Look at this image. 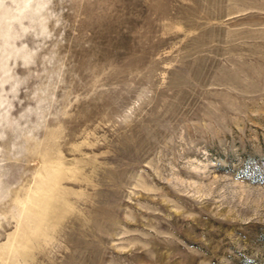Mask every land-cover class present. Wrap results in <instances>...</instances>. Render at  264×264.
<instances>
[{"label":"rangeland","instance_id":"374dc122","mask_svg":"<svg viewBox=\"0 0 264 264\" xmlns=\"http://www.w3.org/2000/svg\"><path fill=\"white\" fill-rule=\"evenodd\" d=\"M0 264H264V0H0Z\"/></svg>","mask_w":264,"mask_h":264}]
</instances>
